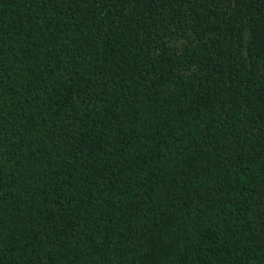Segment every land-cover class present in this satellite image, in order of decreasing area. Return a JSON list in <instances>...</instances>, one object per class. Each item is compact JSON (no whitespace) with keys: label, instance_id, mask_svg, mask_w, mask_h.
Listing matches in <instances>:
<instances>
[{"label":"trees","instance_id":"1","mask_svg":"<svg viewBox=\"0 0 264 264\" xmlns=\"http://www.w3.org/2000/svg\"><path fill=\"white\" fill-rule=\"evenodd\" d=\"M0 264H264V0H0Z\"/></svg>","mask_w":264,"mask_h":264}]
</instances>
